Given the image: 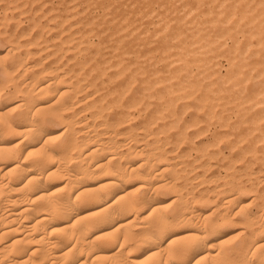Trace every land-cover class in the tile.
<instances>
[{
  "label": "bare ground",
  "instance_id": "obj_1",
  "mask_svg": "<svg viewBox=\"0 0 264 264\" xmlns=\"http://www.w3.org/2000/svg\"><path fill=\"white\" fill-rule=\"evenodd\" d=\"M1 1L2 0H0V2ZM25 1H27V0H25ZM63 1L65 2V0H63ZM154 1H156V0H153V2ZM162 1H164V0H162ZM182 1H184V0H182ZM182 1H180V3ZM186 1L188 2V0H186ZM64 2H63V4H64ZM79 2H80V0H79ZM84 2H85V0H84ZM96 2H97V0H96ZM118 2H120V1H118ZM125 2L127 3L126 0H125ZM249 2H250V0H249ZM252 2H253V0L250 2L251 5H248L247 0L231 1L229 4L220 5L221 10H219L215 13H214L213 6L208 7V10L202 11L201 17L203 16L205 18L204 21H206L208 24L209 23L213 24L215 27L214 29H218L219 27H220V29H223L222 27H224L223 26L224 24L225 25L230 24V26H231V24H234V27L237 24L236 27H238V26H240L241 28L243 26L246 27V29L243 27L245 30L242 28L244 31H242V33H241L242 35H241L240 39L237 37L233 38L234 42L237 43V45H239V43H240V45H242L241 43H243L245 48H250V47L257 48L253 52H251V54H254L257 56L262 55V54L264 55V0H255L253 3ZM7 3H8V0H7ZM14 3H15V1H14ZM32 3H34V2L32 1ZM98 3H99V1H98ZM134 3H136V1ZM139 3H141V2H139ZM148 3H150V2H148ZM185 3L186 2H184V4ZM190 3H192V2L190 1ZM205 3H208V2H205ZM225 3H227V2H225ZM44 4L46 5L47 3L45 2ZM44 4H42V7L45 6ZM81 4H83V3H81ZM90 4H89V6H90ZM100 4H102V3H100ZM150 4H147V5H150ZM177 4H179V2ZM28 5H29V3H28ZM50 5H52V4H50ZM66 5L67 4H65V6ZM69 5H71V4H69ZM84 5H85V3H84ZM99 5H96V7ZM156 5H154V6H156ZM11 6H13V5H11ZM11 6H10V8H11ZM121 6H119V7H121ZM42 7H40V8H42ZM52 7L53 6H51L50 8H52ZM70 7H68V8H70ZM73 7L75 8V6H73ZM115 7L116 6H114L112 8L115 9ZM127 7H128V4H127ZM168 7L170 8V6H168ZM176 7H175V9H176ZM206 7H207V5L205 6V8ZM28 8H29V6H28ZM81 8H82V6L80 7V10H81ZM101 8H102V6H101ZM144 8H145V6H144ZM180 8L182 9L181 5H180ZM193 8H195V7H193ZM200 8H202V7H200ZM15 9H18V8H15ZM15 9L12 8L13 11ZM5 10H7V9H4V11ZM47 10L49 11V9H47ZM59 10H61V9H59ZM72 10H74V9L72 8ZM127 10L129 11V7ZM136 10H138V8ZM187 10L184 12H187ZM61 11H63V10H61ZM84 11H82V12H84ZM146 11L148 12V10H146ZM161 11H158V14H159V12L162 13ZM168 11H169V9H168ZM179 11H181V10H179ZM28 12L29 11L27 10V13ZM50 12H52V11L50 10ZM188 12L191 14V6L190 5H189V11ZM193 12H195V11H193ZM21 13H19L21 16L27 14L25 11H24V14H23V12H21ZM42 13H43V11H42ZM56 13H55V15H56ZM117 13L120 14L121 12L118 11ZM125 13H127V12H125ZM133 13H134V10H133ZM133 13H132V15H135ZM175 13H176V11H175ZM238 13H240V14L237 16L236 14H238ZM16 14H18V13H16ZM39 14H41V13H39ZM63 14H64V11H63ZM78 14H80V13L78 12ZM103 14H105V12ZM128 14H129V12H128ZM185 14H187V13H185ZM58 15H60V14H58ZM65 15H67V14H65ZM82 15H83V13H82ZM82 15H81V17H82ZM92 15H94V14L92 13ZM111 15H112V13H111ZM136 15H138V13H136ZM193 15H192L193 17L190 16V18L192 17L191 21L193 22V24H196V22L198 20L197 17L200 15L199 14H196V15L193 14ZM221 15H223L224 18H221ZM37 16H38V18H40L39 15H37ZM48 16H51V15H48ZM142 16H144V15H142ZM169 16H170V14L168 15V17ZM28 17H29V15H28ZM30 17L32 18L33 16H30ZM35 17L36 16H34V18ZM77 17H79V16H77ZM96 17H98V16H96ZM103 17H105V16H103ZM115 17H117V16H115ZM133 17H132V19H134ZM140 17H141V15H140ZM183 17H184V15H183ZM31 18H29V19H31ZM63 18H61V19H63ZM65 18L67 19V17H65ZM69 18H71V17H69ZM113 18L114 17H112V19ZM149 18H151V17H149ZM160 18H162V17H160ZM9 19L6 21H9V23H10V20H12V19H10V20ZM46 19H47V17H46ZM52 19L49 20L50 23H52L51 22V21H53ZM102 19H104V18H102ZM128 19H130V18H128ZM178 19L180 21V18H178ZM0 20H4V19H0ZM79 20H81V19H79ZM153 20H155V19H153ZM21 21H23V20H21ZM24 21H26V20H24ZM98 21H99V19L97 20V22ZM105 21H107V20H105ZM131 21L132 20L130 19V22ZM145 21H147V20H144V23H146ZM179 21L177 19H175L174 23L170 22L171 24H169V22H165L164 24H165V26H170L172 28L174 27L177 30V28H178L177 26H179V28L182 27L181 25H178ZM103 22H101V23H103ZM121 22H124V21H121ZM130 22H128V23L130 24ZM142 22H143V19H142ZM199 22H203V21H199ZM4 23H7V22L4 21ZM98 23H100V22H98ZM98 23L96 26L99 25ZM111 23H113V22H111ZM133 23H135V22L133 21ZM187 23H188V20H187ZM187 23H186V25H188ZM77 24L79 25V22ZM124 24H125V22H124ZM131 24H132V22H131ZM200 24H201V26H206V25H202V23H200ZM21 25H22V23H21ZM74 25H76V24H74ZM88 25H90V24H88ZM108 25H110V24H108ZM117 25H119V24H117ZM148 25L145 27H148ZM1 26L2 25H0V27ZM18 26H20V25H18ZM71 26H72V28L74 27L73 25H71ZM85 26H87V24ZM159 26L161 27V25H159ZM162 26H163V24H162ZM38 27H39V25H38ZM44 27L46 28V26H44ZM44 27L42 28V30L45 29ZM114 27L115 28L113 30V35L109 34L111 32L107 33L110 36L115 35L113 38H115L117 41V43H115L116 44L115 47L112 45L114 47V49H113L114 55H112L109 58V60L106 61L107 58H105L102 61L101 60L97 61V59H96L97 62L94 61V63H92V65H89L88 69H87V65L85 63H82L79 65L78 61H77L76 63L78 65H77L76 71L74 73V76H75V79H74V76L71 75V72H70L71 70L69 72L62 71V69L59 66H57V64L60 62V60L58 59L59 62L56 60L57 64L54 63V64H56L55 66L53 65V66L42 67L41 70L37 71L36 74L31 75L32 77L29 79V81H27V82L25 81L24 84H21L23 86H21L20 88L18 87L19 89L16 88L14 92H15V94H18V99L16 101L13 100V101H15L14 103H12L11 105L6 106V107H3V105L0 104V264H161L162 261L164 262V264H169V254L167 252V249L171 245L172 241H177L176 247H180L181 245L179 242L182 241L183 239L191 237V236H199V241L196 244V246L194 247V249H192L188 252V254L184 257V259L185 260L191 259L193 256H195L197 259H199L201 257H205L207 264H215V262L220 258L217 255H215V253L220 250V245L223 244L225 242V240L229 241L227 237L232 236L233 234H234L233 237L238 236V235L240 236L239 240L234 245V248H235L234 258L236 260H239L241 262H245V264H248V262H251V264H264V185L260 184V183H264V176H257L256 172L254 173L252 171L253 169L250 170L248 168L250 166V164H249L250 162L247 160L248 159L247 155H249L250 157H252V159L254 158L259 164L264 162V155L259 154L258 151H256L255 142H254L255 139L252 138V126L260 123L261 119L259 117L255 116V114L253 113L254 110L252 112H249V114L253 113L254 116L250 117V119L248 121L249 123H251V125L248 123L249 126H247V129L245 127L243 130L246 129L250 135L246 134L245 132H243V134H241V131L239 132V129L238 130L235 129L237 131V132L235 131L236 133H232L234 131L233 130L231 132V134H229L230 132L219 134L220 132L217 130L219 133L214 136L213 141L210 140L211 144L207 143L208 145H206V146L203 145V147L201 146L202 148H200L196 151L195 157L193 155V160L192 159L189 160L188 159L189 154L186 151L181 150V148H180V145L185 142L184 140L186 138L189 139V137H187L186 131H184L183 129L182 130L180 129L181 127L179 126V124H180L179 117L177 116L178 113L176 114L174 106L178 103V101L184 100V103H185V100H187L190 102L188 103V105H184L183 108H185V109L193 108L191 110H194L193 111L194 113H195V111H197V112L201 111V114H202V112H205L209 107L213 106V104L209 105L211 103L209 97H211V96H208L207 92H205V93L200 92L201 90L199 91L198 87H196V85H194V83L191 82L192 80H189L188 78H186V76H185V78L187 80H183V75L180 73L182 72V70H184V67L187 64V61L183 57H181V55L176 56L177 58H174V59L171 58L172 59V60H170L171 63L178 65L176 67V69L178 68L179 73L177 74L174 70L175 73H173L172 75H170V73H168L170 76L169 75L167 76L164 74L161 75V73H159V71L157 69H155V67H154V69L153 68L150 69V67L147 68L146 66H145L146 69H142L141 67H137V66L135 67L134 65H133V67H130L128 65V62H127V60H128V49H132V51L133 50L136 51L135 49L132 48V46H133L132 44L134 41L132 42V44H130L131 48H128V44L127 45L124 44V42L125 43L128 42L125 40L126 37L124 38L123 37L124 35L119 34V32L122 33V30H124L125 28H127V30H128L129 25L125 24L124 26H119V27H116L114 25ZM210 27H212V25ZM9 28H10V26H9ZM33 28H34V26L31 27V31L33 30ZM129 28H131V27H129ZM231 28L230 27H224L223 31L221 30L222 33L218 32V36L219 37H224V36L229 37L231 34L234 35L235 32L231 33V32H233V31H231ZM16 29H18V27H16ZM20 29H18V30H20ZM39 29L41 30V28H39ZM52 29H55V28L53 27ZM78 29L79 28H77V31H78ZM103 29H105V28H103ZM164 29H166V28H164ZM202 29H204V28H202ZM234 29H236V28H234ZM40 30H38V31H40ZM92 30H93L92 27L87 28V31H92ZM153 30H154V28H153ZM169 30H170V28H169ZM169 30H167V31L169 32ZM206 30H208V29H206ZM57 31L60 32L59 30H57ZM64 31L66 32L67 30H64ZM87 31H85V32H87ZM177 31H179V30H177ZM45 32H46V30H45ZM67 32H69V31H67ZM128 32H130V31H128ZM128 32L126 34H128ZM131 32H132V30H131ZM140 32H139L140 33L139 35H141L143 32L146 33V30L143 29V32L142 31H140ZM153 32L155 33V31H153ZM171 32H169V33L171 34ZM175 32H173V36H174L173 39L175 37H178V35H179V33H177V32L175 33ZM185 32H188V31H185ZM205 32L207 35L208 34L207 31H205ZM213 32L215 33V31H213ZM29 33H31V32H29ZM29 33L27 30L25 34L27 36L28 35L30 36ZM48 33H49V31H48ZM52 33H55V32H52ZM82 33H81V35H82ZM99 33H101V31ZM169 33H168V35H169ZM174 33H175V35H174ZM200 33H201V31H200ZM3 34H5L4 31H3ZM23 34L22 35L20 34V35L24 36L25 34L24 35ZM33 34H31V35H33ZM62 34H64V32H61L60 37L63 36ZM20 35L17 38L14 37L17 40L13 41L11 43V47H9V49L6 48L7 52L5 51L6 52L5 55H10L11 56L10 59L12 58V56H14V53H16V51H18L21 47L27 49L29 45L31 46L32 42H30L29 40L21 43L18 39V38H20V39L22 38ZM26 35L24 37H26ZM43 35H44V33H43ZM73 35H74V33H73ZM84 35L85 34L83 33L81 38L84 39ZM149 35H150V33H149ZM164 35H165V33H164ZM7 36H5V37H7ZM57 36L58 37H55V38L59 39L60 38L59 35H57ZM64 36H63V38H64ZM135 36H136V34H135ZM185 36H187V35H185ZM52 37H53V35H52ZM88 37H90V36H88ZM106 37H107V35H106ZM130 37H132V36H130ZM150 37L152 38V36H150ZM33 38H34V36H33ZM36 38H34L33 40H35ZM93 38H94V36H93ZM137 38H138V35H137ZM147 38H145V39L147 40ZM158 38H160V37L158 36ZM86 39H84V40H86ZM162 39H164V38H162ZM173 39H172V41H173ZM183 39H185V38H183ZM183 39L181 41H183ZM37 40H40V39L37 38ZM46 40H48V39H46ZM105 40H106V38H105ZM130 40H129V43H130ZM140 40L141 39H139V41ZM204 40H207V37L202 36V34L201 35L199 34L193 41H191L189 43L190 46H195V45H199V46L198 47L195 46V47H197L195 49L185 51L186 54L194 56L195 54L201 53L198 51V48H201L203 53H205V51H208V50H206V47H207V49L211 48V44H213L214 41H208L207 43L205 42L206 43L205 44L203 42ZM223 40H224V38H223ZM31 41H32V38H31ZM168 41H169V39H168ZM168 41H166V42H168ZM158 42H160V41H158ZM162 42H164V41L162 40ZM59 43L62 45V49L64 50L65 53L73 52V54L79 53V51H80L79 48H80L81 44H83V43H80V41L78 40V36L77 37L76 36H69V37L64 38L62 41L59 39ZM137 43H139V42H137ZM171 43L172 42H170V44ZM161 44H163V43H161ZM166 44H163V46L161 47L162 52H165L168 50V47H166ZM98 45H99V43L96 46H98ZM218 45H216V46H218ZM32 46H33V43H32ZM56 46H58V45L56 44ZM102 46L104 47V44H102ZM149 46H151V45H149ZM232 46H234V44H232ZM232 46H230V47H232ZM1 47H2V45H1ZM3 47H4V45H3ZM5 47H4V49H5ZM41 47H42V50L40 52L37 51V53L38 52L41 53L42 51H44V48H45V50H46V48L52 49L53 46L48 47L45 43H44V45L42 43ZM84 47H86V46H84ZM145 47H143V48H145ZM214 47H215V45H214ZM223 47H225V46H223ZM226 47L224 49L225 51H227ZM100 48H98L97 50H99ZM152 48H154V47L152 46ZM152 48H150V49H152ZM182 48H184V47H182ZM189 48H191V47H189ZM90 49H91V47H90ZM92 49H93V47H92ZM137 49H138V46H137ZM212 49H210V50H212ZM216 49H217V47H216ZM236 49H237V47H236ZM109 50H111V49L109 48ZM93 51H91V52H93ZM99 51H101V50H99ZM129 51H131V50H129ZM145 51H146V49H145ZM174 51H177V50H174ZM219 51H220V48H219ZM219 51H217V53ZM222 51H223V49H222ZM229 51H231V50H229ZM229 51H228V56H229ZM5 52H3V55ZM24 52H25L26 56H28L31 53V51L29 49H27ZM147 52H149V51H147ZM60 53H61V51H60ZM87 53H88V51L86 52V54ZM170 53H171V51H170ZM211 53H214V52H211ZM238 53H239V50H238L237 54ZM242 53H244V52H242ZM44 54H46V53H44ZM54 54L55 53H53V55ZM206 54H208V53H206ZM33 55L37 56L38 54L35 55V52H34ZM78 55L79 54H77V56ZM168 55H166V56H168ZM222 55H224V54H222ZM233 55H235V54H233ZM0 56H2V55H0ZM49 56L50 57L45 56L46 59L44 57L40 56L39 62H41V64H42V61H44V59L47 60V58H51L52 55H49ZM60 56L62 57V55H60ZM129 56H131V55H129ZM132 56H134V55H132ZM140 56H142V54ZM151 56L154 57L152 55V53H151ZM155 56H156V54H155ZM203 56H205V55H203ZM225 56L226 55H224V57ZM29 57H31V56H29ZM61 57H59V58L61 59ZM159 57H160V55H159ZM159 57H157V58H159ZM163 57H165V56H163ZM207 57H209V56H207ZM251 57H252V59H254L253 55ZM15 58H16V60L12 65L7 64L9 66H6V65H4V63L2 64V62H0V73L5 76L6 81H8L9 83L12 82L14 79L12 77L11 73L12 74L16 73L15 71L19 67H20V69H22L21 67H23V60H24L25 56H23V58H21L18 55L17 57L15 56ZM27 58H25V59L27 60ZM130 58H132V57H130ZM133 58H132V60H133ZM36 59H35V61H37ZM216 60H219V58ZM262 60L259 62H262ZM0 61H2V60L0 59ZM144 61H141V62H144ZM155 61H153V63ZM201 61L203 62L202 59H195L194 62H197L200 65ZM229 61H232V64L230 65V67L233 66L234 61L233 60H229ZM239 61H241V60H238V62ZM246 61L245 60L243 61L244 64H246L245 63ZM39 62H38V64H40ZM71 62H73V61H71ZM130 62H132V61H129V63ZM157 62H159V61H157ZM202 62H201V64H202ZM209 62H211V61H209ZM10 63H12V62H10ZM25 63H26V61H25ZM61 63H63V61ZM197 63H195V64H197ZM218 63H220V62H218ZM212 64H211V66H212ZM240 64H242V63H240ZM32 65L36 67L37 64L36 65L32 64ZM25 66L28 67V65H25ZM148 66H150V65H148ZM165 66H167V65H165ZM218 66H220V65H218ZM27 67H25V68L30 69L29 67L28 68ZM30 67H32V66H30ZM62 67H64V66H62ZM159 67H160V65H159ZM159 67L157 66L156 68L159 69ZM230 67H229V69H230ZM166 68H168V67H166ZM254 68H258V67L256 66ZM67 69H68V67H67ZM106 69H112L114 71V74L112 73V71H111V73L114 75L117 83H116V85L114 84L115 86L113 88L107 89L106 95L101 96L100 94H97V88H94V91H93L92 87H95V86H93L94 84L85 83L84 81L86 80V77L85 78H83V77L86 76V74L87 75L89 74L91 76L92 75L97 76L99 74H102ZM212 69H214V67ZM237 69L239 70V68H237ZM259 69H260V67H259ZM36 70H38V69H36ZM163 70H165V69H163ZM186 70H188V69H186ZM190 70H191V68H190ZM221 70H222V68H221ZM226 70H227V68H226ZM238 70H237V73L239 72ZM22 71H26V70H21V72ZM235 71L236 70H234V72ZM257 71H259V70H257ZM18 72H19V69H18ZM241 72L244 73V75H245L244 71H241ZM24 73L25 72H23V74ZM208 73H207V76H208ZM221 73H219V74H221ZM230 73H232V71ZM255 73H256V70H255ZM21 74L22 73H20V75H17V76L20 77ZM47 74L50 75V76H48V78H44V79L38 78V76H40V75L46 76ZM257 74L264 75V69H261L259 71V73H257ZM197 75L199 76V74H197ZM188 76L189 75H187V77ZM252 76H254V75H252ZM200 77H203V76L200 75ZM256 77H258V76H256ZM213 78H215V77H213ZM18 79H20V78H18ZM102 79H103V77L101 78V80ZM115 79H113V80H115ZM192 79H194V78H192ZM206 79H207V77H206ZM208 79H209V77H208ZM240 80L241 79L239 78L238 81H240ZM106 81H108V80H106ZM195 81H197V80H195ZM209 81H207V82H209ZM262 81L260 80L259 83H261ZM91 82H92V80H91ZM99 82L97 83V85L99 84ZM219 82H222V81H219ZM9 83H8V85H9ZM103 84H104V82L101 81L100 85H103ZM208 84L209 83H207L206 86ZM219 84H221V83H219ZM229 84H230V82H229ZM231 84H233V83L231 82ZM255 84L258 85V82H256ZM261 84H263V83H261ZM100 85H98V86H100ZM234 85H235V83H234ZM250 85L251 84H249L248 86H250ZM221 86H222V84H221ZM227 86L225 85L226 89L229 88V85H227ZM251 86L252 87H250V88H253V90H254L253 84ZM238 87H240V86H238ZM207 88H210V86ZM102 89H104V88H102ZM205 89H204V91H205ZM235 89H237V88H235ZM248 89H249V87H248ZM206 90H209V89H206ZM213 90H214V87H213ZM261 90H262V87H261ZM261 90H259L256 93V96L263 93V91H261ZM6 91H8V90H6ZM223 91H225V90H223V89L222 90H215V92L218 96ZM242 91H243V89H242ZM229 93H230V91H229ZM249 93H246V94L249 96L251 93H253V91H251L250 94ZM226 94L227 93H225V95ZM246 94H244V95H246ZM50 95H54L53 98L49 99V101H47V102H43ZM233 95H234V93L232 94V96ZM212 97H214V95ZM240 98H244V96L243 97L240 96ZM192 100L195 101L193 106L189 105ZM231 100H232V97H231ZM233 101H227L226 103L225 102H223V103L224 104H230V105H233L235 107L238 103H235L236 101L235 102H233ZM214 102L215 101H213V103ZM240 102H242V100ZM217 104H219V103H217ZM251 104H252V102L250 104L248 103L247 104L248 107ZM259 104H261L260 100L256 101L254 103L255 106H258ZM177 105H179V104H177ZM114 106H117L118 108H117L115 113L111 114L110 111H112V109H114L113 108ZM213 108H212V110H213ZM222 108H225V107H221L220 109H222ZM230 108H232V107H230ZM250 108H252V107H250ZM261 108L262 107H260L259 109H261ZM208 110H210V109H208ZM255 110H257V109H255ZM230 111H231V109H230ZM135 112H137L136 115L143 116V118L141 120H139L137 123H135V121H134V117H135L134 113ZM178 112H179V110H178ZM231 112H233V111H231ZM242 112H244L243 109H242ZM163 113H166V114L164 115ZM215 113H217V112H215ZM228 113L229 112H227V114ZM240 113L241 112H239V114ZM255 113L257 114V112H255ZM231 114L233 115V113H231ZM258 114H259V112H258ZM189 115H191V114H189ZM215 115L216 114H214V116ZM236 116H238V114ZM199 118H200V116H199ZM208 118H207V120H208ZM246 118H243V119L245 120ZM239 119H240V116H239ZM239 119L237 118V121ZM185 120H191V119L185 118ZM244 120H242V123ZM247 120H248V118H247ZM206 121H204V122H206ZM222 122H220V123L223 124ZM56 123L57 124L59 123L62 125V128L60 130H57L56 128H53L51 126V125L54 126ZM242 123H240V125H242ZM181 124H182V122H181ZM183 124H185V123H183ZM198 124L199 123L195 122L194 119L192 121H190V126H194V125L196 126ZM232 124H233V121H232ZM262 124H261V126H262ZM185 125H187V124H185ZM229 125L230 124H228V126ZM240 125H238V126H240ZM50 126L52 128H50ZM182 126H184V125H182ZM223 126L225 127L226 124H223ZM256 126L253 128H257ZM258 130H259V128H258ZM189 131H191V130H189ZM263 131H264V129H263ZM198 132H199V130L196 131V133H198ZM223 132H224V130H223ZM215 133H217V132H214V134ZM209 134L211 135V133H209ZM212 134H213V132H212ZM258 134H255V135H258ZM196 136L197 135L194 136V139ZM231 136L235 137L236 140H235V138H233ZM197 137L199 138V135ZM203 137L204 136H202V139H203ZM204 138H206V137H204ZM207 138H208V136H207ZM230 138H232V139H230ZM251 138H252V140L254 139L253 140L254 143L251 141ZM255 138H256V136H255ZM261 138H264V135H261ZM194 139L191 138V141H194ZM233 139L235 141V144L233 143V141H231ZM249 139H250V141H248ZM199 141H201V140H199ZM205 141L210 142L208 140H205ZM222 142H225L227 144L228 148H230L231 150H232V148H234L236 146L238 147L239 146L238 143H240V142H243V143L246 142L247 143V144L244 143L246 145V152L245 153L244 152H240V153L237 152L236 153V151H238V150L234 149L235 150L234 153H236V155L234 154L233 157L230 158L228 155H230L233 152L229 151L230 154H227V157H229V159L227 161H225L226 163L223 165V167L225 169V179L226 178L228 179V176H231V175H227V173H228V171L233 169V164L236 162L240 163V167L242 165V167L244 168L245 176L247 177V178L246 177H243V178L247 179L246 181L249 183V185H245L246 183L242 184L241 181L237 182V180H234V179H231V180H224L223 179L222 180L223 182L220 183L218 181L219 175L211 174V173H213V171L210 172L211 176H209L208 178L201 175L202 173H200V172H199L200 174H194V172H196L200 168L202 169L205 167L206 168L210 167V161H204V158L205 159L209 158L206 160H210L211 158H213V156L214 157L218 156L217 155L218 153L216 151H214L215 148L214 149L212 148L211 149L212 151L209 149H210V147H212L213 144L216 146ZM197 143H199V142H197ZM262 144L263 143H261V145ZM182 145H184V144H182ZM195 145H193L192 143L190 145V143L188 142L187 147H192ZM199 147H200V145H199ZM221 147H222V145H221ZM182 148L184 149L185 147L183 146ZM219 149H217V150H219ZM258 149H259V146H258ZM263 149H260V150H263ZM226 152H227V150H226ZM223 155H221V156H223ZM217 159H219V158H217ZM221 159H222V157H221ZM221 159H220V161H221ZM255 160L253 162H255ZM214 162H216V161H214ZM212 164H214V163H212ZM220 164H222V163H220ZM214 169L216 170L217 167H215ZM202 170H205V169H202ZM258 170H259L258 174L259 173L264 174V170L262 168H259ZM188 173L194 174V180L195 181L197 180L199 182L200 186H202L201 184H203V186H204V183L207 182V183H211L212 187L210 189H205V191H203V193L200 192L201 193L200 195L197 193L198 196H196V197L195 196L189 197V194L187 192L185 193L183 191V188L180 186L181 184L180 185L177 184L178 183L177 180H179L178 178L180 177V174L181 175L184 174V176L186 174V176H187ZM206 173H207V171H206ZM238 173L239 172L237 171V174ZM218 174H220V173H218ZM233 174H234V172H233ZM234 175H236V172ZM251 175H253V176H251ZM223 176H224V174H223ZM181 178H184V177L181 176ZM183 181L184 180H182V182ZM180 182H181V180L179 181V183ZM184 182H187V181H184ZM259 187H260V189H259ZM246 192H253L252 198L250 200H247V201H249V203L247 201L245 202V200L243 199V196H244L243 194H245ZM160 193H162V194L163 193H170L171 197L169 198V196H167L169 199L164 200L163 198H161L159 196ZM211 193H213L214 195L211 196ZM164 195L165 194H163L162 196H164ZM249 195H247V197ZM245 196H246V194H245ZM218 197H220V200H218V201H220V203L218 204L219 206L218 205H216V206H218V207L226 206L227 207L229 205H233V209L228 210L230 212V214L223 211V212H220L219 214H217L218 216H216L217 217L216 219L214 218V216H213L214 219H212L210 213L214 212L217 208L213 209L212 212L209 211V214H205L201 211H198L195 207L197 204L205 205L208 201L213 200L214 198L218 199ZM251 204L254 205L253 211L250 209V206L252 207ZM203 208H206V207L203 206ZM151 215H154L156 217V221L163 226L162 229H154V228H149L146 226L148 224V217ZM234 218H236V219H234ZM235 224H237L238 227L235 226L232 230L230 229V231L227 234L225 232L223 233L221 231L222 228L232 226ZM230 240H231V238H230Z\"/></svg>",
  "mask_w": 264,
  "mask_h": 264
},
{
  "label": "rangeland",
  "instance_id": "obj_2",
  "mask_svg": "<svg viewBox=\"0 0 264 264\" xmlns=\"http://www.w3.org/2000/svg\"><path fill=\"white\" fill-rule=\"evenodd\" d=\"M14 1H15V3H14ZM20 1V2H19ZM32 1L34 2V3H32ZM52 1V2H51ZM58 1V2H57ZM98 1H99V3H98ZM101 1V2H100ZM118 1H120V2H118ZM124 1V2H123ZM127 1V3L125 2V0H97V2H96V0H85V2H84V0H80V2H79V0H65V2L63 1V0H27V1H25V0H8V3H7V0H2L1 2H0V19H4V20H0V25H2L1 27H0V44L2 45V47H1V45H0V55H2V56H0V59L2 60V61H0V62H2V64L4 63V65H6V66H9V65H12L14 62H15V60H16V58H15V56L17 57L18 55H19V57H21V58H23V56H25V58H27V60L24 58V60L26 61V63H25V61L23 60V67H21L22 69H20V67L18 68L19 69V72H18V69L15 71L16 73H14V74H12L11 73V75H12V77L14 78L13 79V81L12 82H8V81H6V78H5V76L3 75V74H1L0 73V91L2 92H0V104L1 105H3V107H6V106H9V105H11L12 103H14L17 99H18V94H15V89L16 88H20L21 86H23V85H21V84H24V82L26 81H29V79L32 77L31 75H33V74H36L37 73V71H39V70H41V68L42 67H46V66H55L57 63V61H58V59L60 60V62L57 64V66H59L61 69H62V71H67V72H69L70 70V72H71V75L72 76H74V73H75V71H76V68H77V65L79 64H82V63H85L86 65H87V69H88V67H89V65H92V63H94V61H96V59H97V61H99V60H104L105 58H107L106 59V61L107 60H109V58L112 56V55H114L113 53H114V51H113V49H114V47H115V43H117V41H116V39L115 38H113L114 36H110V35H108L107 33H109V32H111V33H109V34H111V35H113V30H114V25L116 26V27H119V26H124L125 24H128L129 25V27H131V28H129L128 27V30H127V28H125L124 30H122V33L121 32H119V34L120 35H124L123 37L125 38V40L126 41H128V42H124V44H128V48H131V45L130 44H132V42H133V46H132V48L133 49H135L136 51H132V49H128V60H127V62H128V65L130 66V67H133V65L136 67H141L142 69H146L145 68V66L147 67V68H149L150 67V69L151 68H153L154 69V67H155V69H157L158 71H159V73H161V75H169L168 73H170V75H172L173 73H179V71H178V68L176 69V67L178 66L177 64H174V63H171V61L170 60H172V59H174V58H177L176 56H179V55H181V57H183L186 61H187V64H186V66L184 67V70H182V72L180 73V74H182L183 75V80H187L186 78H188L189 80H192L191 82L192 83H194V85H196V87H198V89H199V91L200 92H203V93H205V92H207V94H208V96H211V97H209L210 98V104L209 105H212L213 104V106L212 107H209L208 109H210V110H206L205 112H202V114H201V111H199V112H197V111H195V113L193 112L194 110H191V109H193V108H188V109H185V108H183V106L184 105H188V103L190 102V101H187V100H185V103H184V100H182V101H178V103L177 104H179V105H175L174 106V109H175V111H176V114L178 113V117H179V122H180V124H179V126L181 127H179L181 130L183 129L184 131H186V133H187V137H189V139H185L184 141V143H182V144H184V145H180V148H181V150H183V151H186L188 154H189V157H188V159L190 160V159H192L193 160V155H194V157H195V154H196V151L198 150V149H200V148H202L203 147V145L204 146H206V145H208V144H211V141H213V138H214V136L215 135H217L219 132V134H221V133H229V134H231V132L232 133H236L237 131L236 130H238L239 129V132L241 131V134H243V132H245L246 134H249V132L246 130L247 129V126H249L248 125V121H249V119H250V117H253L254 116V114H255V116H257V117H259L260 119H261V124L264 122V75H259V74H257V73H259V71L261 70V69H264V55L262 56V55H254V54H251V52H253L255 49H257V48H255V47H250V48H245L244 47V44L243 43H241L242 45H240V43H239V45H237V43H235L234 42V39L233 38H241V33H242V31H244L245 29H246V27H240V26H238V27H236L237 26V24L235 25V27H234V24H231V26H230V24H224L223 26L224 27H232L231 28V31H233V32H231V33H234V35L233 34H231L229 37L228 36H224V37H219L218 36V32H220V33H222V31H223V29H224V27H222L223 29H220V27L218 28V29H214L215 27H214V25L213 24H208L206 21H204L205 20V18L203 17H201V15H202V11H206V10H208V7H212L213 6V8H214V13L215 12H217V11H219V10H221V8H220V5H223V4H229L231 1H237V0H188V2L186 1V0H184V1H182V0H164V1H162V0H156V1H154L153 2V0H126ZM136 1V3H134ZM161 3H160V2ZM172 1V2H171ZM180 1H182L181 3H180ZM190 1L192 2V3H190ZM194 1V2H193ZM214 1V2H213ZM252 0H250V2H251ZM255 0H253V2H254ZM43 2V3H42ZM47 3L46 5L44 4V3ZM54 2V3H53ZM63 2H64V4H63ZM76 4H75V3ZM78 2V3H77ZM87 2V3H86ZM93 2V3H92ZM109 2V3H108ZM113 2V3H112ZM123 2V3H122ZM132 2V3H131ZM139 2H141V3H138ZM148 2H150V3H148ZM171 2V3H170ZM179 2V4H177ZM184 2H186L185 4H184ZM203 2V3H202ZM205 2H208V3H205ZM219 2V3H218ZM225 2H227V3H225ZM247 2H248V5H251V3L249 2V0H247ZM252 2V3H253ZM18 3V4H17ZM28 3H29V5H28ZM31 3V4H30ZM37 3V4H36ZM62 3V4H61ZM81 3H83V4H81ZM84 3H85V5H84ZM91 3V4H90ZM98 3V4H97ZM100 3H102V4H100ZM106 3V4H105ZM108 3V4H107ZM111 3V4H110ZM118 3V4H117ZM120 3V4H119ZM130 3V4H129ZM166 3V4H165ZM168 3V4H167ZM174 3V4H173ZM176 3V4H175ZM189 3V4H188ZM200 3V4H199ZM2 4V5H1ZM5 4V5H4ZM42 4H44L45 6H43L42 7ZM50 4H52V5H50ZM65 4H67L66 6H65ZM69 4H71V5H69ZM81 4V5H80ZM89 4H90V6H89ZM102 6V8H101V6ZM123 4V5H122ZM127 4H128V7H129V11L127 10L128 9V7H127ZM143 4V5H142ZM147 4H150V5H147ZM157 4V5H156ZM159 4V5H158ZM198 4V5H197ZM210 4V5H209ZM218 4V5H217ZM4 5V6H3ZM11 5H13V6H11ZM29 6V8H28V6ZM60 5V6H59ZM78 5V6H77ZM87 5V6H86ZM95 5V6H94ZM96 5H99V6H97L96 7ZM108 5V6H107ZM122 5V6H121ZM135 5V6H134ZM138 5V6H137ZM154 5H156V6H154ZM166 7H164V6ZM170 6V8L168 7V6ZM179 5V6H178ZM180 5H181V7H182V9L180 8ZM183 5V6H182ZM187 5V6H186ZM189 5L191 6V14L188 12L189 11ZM201 5V6H200ZM207 5V9L205 8V6ZM10 6H11V8H10ZM33 6V7H32ZM51 6H53L52 8H50ZM63 6V7H62ZM71 6V7H70ZM73 6H75V8L73 7ZM77 6V7H76ZM82 6V8H81V10H80V7ZM86 6V7H85ZM92 6V7H91ZM114 6H116L115 7V9H113L112 7H114ZM119 6H121V7H119ZM132 6V7H131ZM134 6V7H133ZM144 6H145V8H144ZM148 6V7H147ZM151 6V7H150ZM154 6V7H153ZM178 8H177V7ZM215 6V7H214ZM219 6V7H218ZM247 6V5H246ZM35 7V8H34ZM40 7H42V8H40ZM48 7V8H47ZM60 7V8H59ZM68 7H70V8H68ZM84 7V8H83ZM125 7V8H124ZM142 7V8H141ZM156 7V8H155ZM158 7V8H157ZM160 7V8H159ZM175 7H176V9L178 10H181V11H177L176 9H175ZM187 7V8H186ZM193 7H195V8H193ZM197 7V8H196ZM200 7H202V8H200ZM12 8H18V9H15L14 11L12 10ZM28 8V9H27ZM49 9V11L47 10V9ZM65 8V9H64ZM67 8V9H66ZM72 8L74 9V10H72ZM87 8V9H86ZM93 8V9H92ZM95 8V9H94ZM107 8V9H106ZM110 8V9H109ZM122 8V9H121ZM138 8V10H136ZM153 10H152V9ZM205 8V9H204ZM218 8V9H217ZM4 9H7V10H5L4 11ZM9 9V10H8ZM22 9V10H21ZM25 9V10H24ZM33 9V10H32ZM46 9V10H45ZM59 9H61V10H63L64 11V14H63V11H61V10H59ZM113 9V10H112ZM120 11L121 13V15L119 14V13H117L118 11ZM151 9V10H150ZM163 9V10H162ZM168 9H169V11H168ZM172 9V10H171ZM188 9V10H187ZM199 9V10H198ZM27 10L29 11L28 13H27ZM45 10V11H44ZM50 10L52 11V12H50ZM67 10V11H66ZM85 10V11H84ZM88 10V11H87ZM114 12H112V11ZM133 10H134V13H133ZM146 10H148V12L146 11ZM150 10V11H149ZM162 10V11H161ZM187 10V12H184V11H186ZM18 11V12H17ZM24 11L27 13V14H25V15H20L19 13H21V12H23V14H24ZM37 11V12H36ZM39 11V12H38ZM42 11H43V13H42ZM73 11V12H72ZM82 11H84V12H82ZM107 11V12H106ZM136 11V12H135ZM153 11V12H152ZM158 11H161L162 13H160L159 12V14H158ZM165 11V12H164ZM167 11V12H166ZM175 11H176V13H175ZM193 11H195V12H193ZM198 11V12H197ZM14 12V13H13ZM34 14H33V13ZM56 13V15H55V13ZM59 12V13H58ZM75 12V13H74ZM78 12L80 13V14H78ZM86 12V13H85ZM90 12V13H89ZM100 12V13H99ZM105 12V14H103ZM112 13V15H111V13ZM125 12H127V13H125ZM128 12H129V14H128ZM143 12V13H142ZM16 13H18V14H16ZM39 13H41V14H39ZM46 13V14H45ZM70 13V14H69ZM82 13H83V15H82ZM92 13L94 14V15H92ZM98 15H97V14ZM117 15H116V14ZM132 13L133 14H135V15H132ZM136 13H138V15H136ZM155 13V14H154ZM168 13V14H167ZM180 13V14H179ZM184 13V14H183ZM185 13H187V14H185ZM22 14V13H21ZM44 14V15H43ZM58 14H60V15H58ZM65 14H67V15H65ZM103 14V15H102ZM158 14V15H157ZM165 14V15H164ZM170 14V16L168 17V15ZM175 14V15H174ZM179 14V15H178ZM193 14H199L200 16H198L197 17V22H196V24H193V22L191 21V18L194 16ZM240 13H238V14H236L237 16L239 15ZM4 15V16H3ZM10 15V16H9ZM28 15H29V17H28ZM37 15H39V17L40 18H38V16ZM48 15H51V16H48ZM53 15V16H52ZM65 15V16H64ZM81 15H82V17H81ZM114 15V16H113ZM125 15V16H124ZM140 15H141V17H140ZM142 15H144V16H142ZM183 15H184V17H183ZM193 15V16H192ZM28 18H26V17ZM30 16H33L32 18L30 17ZM34 16H36L35 18H34ZM77 16H79V17H77ZM96 16H98V17H96ZM103 16H105V17H103ZM115 16H117V17H115ZM127 16V17H126ZM134 16V17H133ZM155 16V17H154ZM164 16V17H163ZM174 18H173V17ZM179 16V17H178ZM190 16H192L191 18H190ZM46 17H47V19H46ZM64 17V18H63ZM65 17H67V19L65 18ZM69 17H71V18H69ZM107 17V18H106ZM112 17H114L113 19H112ZM122 17V18H121ZM124 17V18H123ZM132 17L134 18V19H132ZM144 17V18H143ZM149 17H151V18H149ZM154 17V18H153ZM160 17H162V18H160ZM12 19V20H10V19ZM15 18V19H14ZM19 18V19H18ZM29 18H31V19H29ZM49 18V19H48ZM53 18V19H52ZM61 18H63V19H61ZM76 18V19H75ZM81 19V20H79V19ZM86 18V19H85ZM102 18H104V19H102ZM117 18V19H116ZM119 18V19H118ZM128 18H130L132 21V24H131V22H130V19H128ZM141 18V19H140ZM173 18V19H172ZM178 18H180V21H179V19ZM183 18V19H182ZM221 18H224V16L223 15H221ZM10 20V23H9V21H6V20ZM17 19V20H16ZM38 19V20H37ZM46 19V20H45ZM53 20V21H51L52 23H50L49 22V20ZM55 19V20H54ZM62 21H61V20ZM99 19V21L98 22H100V23H98L97 22V20ZM111 19V20H110ZM122 19V20H121ZM128 19V20H127ZM136 19V20H135ZM141 21H140V20ZM142 19H143V22H142ZM153 19H155V20H153ZM175 19H177L179 22H178V25H181L182 27H180L179 28V26H177L178 28H177V30H179V31H177L176 30V28H172V27H170V26H165V22H169V24H171L170 22H172V23H174V20ZM185 19V20H184ZM190 19V20H189ZM200 19V20H199ZM21 20H23V21H21ZM24 20H26V21H24ZM32 20V21H31ZM35 20V21H34ZM37 20V21H36ZM48 20V21H47ZM57 20V21H56ZM64 20V21H63ZM76 20V21H75ZM88 20V21H87ZM91 20V21H90ZM105 20H107V21H105ZM120 20V21H119ZM144 20H147V21H145L146 23H144ZM160 20V21H159ZM166 20V21H165ZM170 20V21H169ZM187 20H188V23H187ZM4 21L5 22H7V23H4ZM16 23H15V22ZM18 21V22H17ZM34 21V22H33ZM55 21V22H54ZM61 21V22H60ZM72 21V22H71ZM104 21V22H103ZM109 21V22H108ZM121 21H124L125 22V24H124V22H121ZM133 21L135 22V23H133ZM154 21V22H153ZM157 21V22H156ZM199 21H203V22H199ZM25 24H24V23ZM29 22V23H28ZM32 22V23H31ZM79 22V25L77 24ZM99 24L98 26H96L97 25V23ZM101 22H103V23H101ZM111 22H113V23H111ZM116 24H115V23ZM128 22H130V24L128 23ZM150 22V23H149ZM14 25H12V24ZM21 23H22V25H21ZM35 23V24H34ZM41 23V24H40ZM57 25H56V24ZM66 23V24H65ZM69 23V24H68ZM94 23V24H93ZM105 23V24H104ZM144 23V24H143ZM153 23V24H152ZM156 23V24H155ZM185 25H184V24ZM186 23L188 24V25H186ZM200 23H202V25H206V26H201V24ZM7 24V25H6ZM27 24V25H26ZM33 24V25H32ZM74 24H76V25H74ZM87 24V26H85V25ZM88 24H90V25H88ZM108 24H110V25H108ZM113 24V25H112ZM117 24H119V25H117ZM149 24V25H148ZM162 24H163V26H162ZM193 24V25H192ZM18 25H20V26H18ZM38 25H39V27H38ZM51 25V26H50ZM59 25V26H58ZM71 25H73L74 27V29L72 28V26ZM84 27H83V26ZM93 25V26H92ZM106 25V26H105ZM138 25V26H137ZM144 25V26H143ZM148 25V27H145V26H147ZM159 25H161V27L159 26ZM192 25V26H191ZM212 25V27H210ZM9 26H10V28H9ZM18 27V29H20V30H18V29H16V27ZM28 28H27V27ZM34 26V28H33V30L31 31V27H33ZM44 26H46V28L44 27ZM61 26V27H60ZM65 26V27H64ZM71 26V27H70ZM103 26V27H102ZM108 26V27H107ZM137 26V27H136ZM143 26V27H142ZM165 26V27H164ZM184 26V27H183ZM199 26V27H198ZM208 26V27H207ZM3 27V28H2ZM13 27V28H12ZM45 28L44 30H42V28ZM55 28V29H52V28ZM82 27V28H81ZM88 27H92L93 28V30L92 31H87V28ZM111 27V28H110ZM136 27V28H135ZM186 27V28H185ZM199 29H198V28ZM8 28V29H7ZM39 28H41V30L39 29ZM52 30H51V29ZM66 28V29H65ZM71 28V29H70ZM77 28H79L78 29V31H77ZM84 28V29H83ZM103 28H105V29H103ZM133 28V29H132ZM152 28V29H151ZM153 28H154V30H153ZM164 28H166V29H164ZM169 28H170V30L172 31H170L169 30ZM202 28H204V29H202ZM210 29L209 31L208 30H206V29ZM213 28V29H212ZM234 28H236V29H234ZM240 28V29H239ZM2 29V30H1ZM14 29V30H13ZM86 29V30H85ZM143 29L144 30H146V33L145 32H143ZM150 29V30H149ZM158 29V30H157ZM183 29V30H182ZM185 29V30H184ZM13 30V31H12ZM28 30V33L29 32H31V33H29L30 34V36L28 37L25 33H26V31ZM36 30V31H35ZM38 30H40V31H38ZM45 30H46V32H45ZM55 30V31H54ZM57 30H59L60 32H58ZM64 30H67V31H69V32H65ZM83 30V31H82ZM105 30V31H104ZM110 30V31H109ZM131 30H132V32H131ZM139 30V31H138ZM167 30H169V32H171V34L169 33V35H168V33L166 32ZM222 30V31H221ZM239 30V31H238ZM3 31H4V33L5 34H3ZM12 31V32H11ZM48 31H49V33H48ZM85 31H87V32H85ZM95 31V32H94ZM98 33H97V32ZM101 31V33H99ZM128 31H130V32H128ZM140 31H142L143 33L141 34V35H139L141 32ZM150 31V32H149ZM153 31H155V33L153 32ZM165 31V32H164ZM177 32V33H179V35H178V37H175L174 39H173V32ZM182 31V32H181ZM185 31H188V32H185ZM190 31V32H189ZM195 31V32H194ZM200 31H201V33H200ZM205 31H207V33L210 35H206V32ZM213 31H215V33L213 32ZM35 32V33H34ZM42 32V33H41ZM52 32H55V33H52ZM61 32H64V34H62L63 36H64V38H66V37H69V36H78V40L80 41V43H83V44H81V46H80V51H79V53H74L73 54V52H67V53H65L64 52V50L62 49V45L59 43V39L62 41L64 38H63V36L62 37H60V34H61ZM85 34L84 35V39H86V40H84L83 38H81V36L83 35V33ZM128 32V34H126ZM140 32V33H139ZM175 32V33H176ZM184 32V33H183ZM10 33V34H9ZM26 35V37H24L25 35ZM34 33V34H33ZM37 33V34H36ZM43 33H44V35H43ZM68 33V34H67ZM73 33H74V35H73ZM81 33H82V35H81ZM106 33V34H105ZM149 33H150V35H149ZM152 33V34H151ZM164 33H165V35H164ZM175 33H174V35H175ZM190 33V34H189ZM211 33V34H210ZM240 33V34H239ZM23 34L24 36H21V35ZM31 34H33V35H31ZM50 34V35H49ZM78 34V35H77ZM93 34V35H92ZM99 34V35H98ZM103 34V35H102ZM126 34V35H125ZM135 34H136V36H135ZM201 35L202 34V36H205V37H207V40H204L203 42L205 43H207L208 41H214L213 42V44H211V48H208L207 49V47H206V50H208V51H205V53H203L202 52V50H201V48H198V51L199 52H201V53H198V54H195L194 56L193 55H188V54H186V52L185 51H188V50H191V49H195V48H197L199 45H195V46H197V47H195V46H190L189 45V43L191 42V41H193L198 35ZM205 34V35H204ZM237 34V35H236ZM8 35V36H7ZM21 36L22 38L20 39V38H18L19 39V41L22 43V42H26V41H30V42H32L33 43V46H32V43H31V46L29 47L28 46V48L27 49H29L30 51H31V53L28 55V56H26L25 55V52L24 51H26L27 49H25V48H23V47H21L18 51H16V53H14V56H12V58L10 59V55H5L6 54V52H7V50H6V48H8L9 49V47H11V43L13 42V41H16L17 39V37L18 36ZM52 35H53V37H52ZM57 35H59V39H57V38H55V37H58ZM96 35V36H95ZM101 35V36H100ZM106 35H107V37H106ZM134 35V36H133ZM137 35H138V38H137ZM143 35V36H142ZM145 35V36H144ZM163 35V36H162ZM167 35V36H166ZM184 35V36H183ZM185 35H187V36H185ZM214 35V36H213ZM220 35V34H219ZM5 36H7V37H5ZM33 36H34V38H38V39H40V40H37V38L35 39V40H33L34 38H33ZM40 36V37H39ZM51 36V37H50ZM88 36H90V37H88ZM93 36H94V38H93ZM130 36H132V37H130ZM148 38H147V37ZM150 36H152V38L150 37ZM158 36L160 37V38H158ZM165 36V37H164ZM14 37H16V38H14ZM43 37V38H42ZM45 37V38H44ZM86 37V38H85ZM99 37V38H98ZM110 37V38H109ZM145 37V38H147V40L145 41L143 38ZM164 38V39H162V38ZM169 37V38H168ZM171 37V38H170ZM180 37V38H179ZM188 37V38H187ZM210 37V38H209ZM228 37V38H227ZM24 38V39H23ZM31 38H32V41H31ZM89 38V39H88ZM101 38V39H100ZM105 38H106V40H105ZM137 38V39H136ZM166 38V39H165ZM183 38H185V39H183ZM215 38V39H214ZM218 38V39H217ZM223 38H224V40H223ZM226 38V39H225ZM15 39V40H14ZM46 39H48V40H46ZM52 39V40H51ZM100 39V40H99ZM109 39V40H108ZM111 39V40H110ZM128 39V40H127ZM131 39V40H130ZM139 39H141L140 41H139ZM149 39V40H148ZM158 39V40H157ZM168 39H169V41L170 42H172L171 44H170V42L168 41ZM171 39V40H170ZM172 39H173V41H172ZM179 39V40H178ZM183 39V41H181ZM210 39V40H209ZM213 39V40H212ZM231 39V40H230ZM43 40V41H42ZM45 40V41H44ZM94 40V41H93ZM99 40V41H98ZM105 40V41H104ZM129 40H130V43H129ZM138 40V41H137ZM162 40L165 42H162ZM188 40V41H187ZM227 40V41H226ZM42 41V42H41ZM82 41V42H81ZM103 41V42H102ZM109 43H108V42ZM115 41V42H114ZM143 41V42H142ZM151 41V42H150ZM158 41H160V42H158ZM166 41H168V42H166ZM223 41V42H222ZM226 43H225V42ZM29 42V43H30ZM49 44H48V43ZM53 44H52V43ZM97 42V43H96ZM137 42H139V43H137ZM145 42V43H144ZM177 42V43H176ZM221 42V43H220ZM232 42V43H231ZM43 43V45H44V43L48 46V47H51V46H53L52 47V49L51 48H46V50H45V48H44V51H42L41 53H39L41 50H42V47H41V44ZM59 43V44H58ZM95 43V44H94ZM99 43V47L98 46H96L97 44ZM143 43V44H142ZM161 43H163V44H166V47H168V50L167 51H165V52H162L161 51V47L163 46V44H161ZM181 45H179V44ZM188 43V44H187ZM205 43V44H206ZM220 43V44H219ZM229 43V44H228ZM56 44L58 45V46H56ZM85 44V45H84ZM102 44H104V47L102 46ZM137 44V45H136ZM140 44V45H139ZM145 44V45H144ZM157 44V45H156ZM161 44V45H160ZM175 44V45H174ZM221 46H219V45ZM232 44H234V46H232ZM3 45H4V47H5V49H4V47H3ZM114 47H113V46ZM135 45V46H134ZM149 45H151V46H149ZM168 45V46H167ZM171 45V46H170ZM179 45V46H178ZM214 45H215V47H214ZM216 45H218V46H216ZM83 46V47H82ZM84 46H86V47H84ZM91 47V49H90V47ZM107 46V47H106ZM130 46V47H129ZM137 46H138V49H137ZM146 46V47H145ZM152 46L154 47V48H152ZM158 46V47H157ZM187 46V47H186ZM223 46H227L226 47V50L227 51H225L224 49H225V47H223ZM230 46H232V47H230ZM35 47V48H34ZM37 47V48H36ZM92 47H93V49H92ZM101 47V48H100ZM143 47H145V48H143ZM149 47V48H148ZM160 47V48H159ZM182 47H184V48H182ZM189 47H191V48H189ZM216 47H217V49H216ZM220 48V51H219V48ZM236 47H237V49H236ZM242 47V48H241ZM55 50H54V49ZM61 48V49H60ZM82 48V49H81ZM98 48H100L99 50H101V51H99V50H97ZM103 48V49H102ZM105 48V49H104ZM109 48L111 49V50H109ZM143 48V49H142ZM150 48H152V49H150ZM188 48V49H187ZM213 48V49H212ZM231 48V49H230ZM244 48V49H243ZM24 49V50H23ZM49 49V50H48ZM88 49V50H87ZM96 49V50H95ZM140 49V50H139ZM145 49H146V51H145ZM160 49V50H159ZM181 49V50H180ZM210 49H212V50H210ZM222 49H223V51H222ZM23 50V51H22ZM63 50V51H62ZM83 50V51H82ZM94 50V51H93ZM129 50H131V51H129ZM152 50V51H151ZM174 50H177V51H174ZM229 50H231V51H229ZM238 50H239V53L237 54V52H238ZM242 52H244V53H242ZM252 50V51H251ZM6 51V52H5ZM37 51H39L38 53H37ZM60 51H61V53H60ZM82 51V52H81ZM88 51V53L86 54V52ZM91 51H93V52H91ZM97 51V52H96ZM110 51V52H109ZM147 51H149V52H147ZM159 51V52H158ZM170 51H171V53H170ZM214 52V53H211V52ZM217 51H219L218 53H217ZM222 51V52H221ZM228 51H229V56H228ZM250 51V52H249ZM3 52H5L4 53V55H3ZM34 52H35V55L36 54H38L37 56H34L33 54H34ZM51 52V53H50ZM75 52V51H74ZM107 52V53H106ZM136 52V53H135ZM141 52V53H140ZM157 52V53H156ZM175 52V53H174ZM177 52V53H176ZM180 52V53H179ZM185 52V53H184ZM231 52V53H230ZM233 52V53H232ZM22 53V54H21ZM44 53H46V54H44ZM53 53H55L54 55H53ZM58 53V54H57ZM65 53V54H64ZM72 53V54H71ZM81 53V54H80ZM100 53V54H99ZM135 53V54H134ZM151 53H152V55L155 57H152L151 56ZM161 53V54H160ZM206 53H208V54H206ZM210 53V54H209ZM241 53V54H240ZM64 54V55H63ZM77 54H79L78 56H77ZM83 54V55H82ZM93 54V55H92ZM142 54V56H140ZM155 54H156V56H155ZM164 54V55H163ZM169 54V55H168ZM220 54V55H219ZM222 54H224V55H226L225 57H224V55H222ZM232 54V55H231ZM233 54H235V55H233ZM244 54V55H243ZM248 56H247V55ZM251 54V55H250ZM49 55H52L51 56V58H47V60H45L46 59V57H50ZM56 55V56H55ZM61 57L60 55H62V57H61V59L58 57ZM67 55V56H66ZM71 55V56H70ZM75 57H74V56ZM88 55V56H87ZM90 55V56H89ZM95 55V56H94ZM99 55V56H98ZM107 55V56H106ZM129 55H131V56H129ZM132 55H134V56H132ZM159 55H160V57H159ZM166 55H168V56H166ZM200 55V56H199ZM203 55H205V56H203ZM253 55V58L254 59H252V56ZM9 56V57H8ZM29 56H31V57H29ZM44 57L45 59H44V61H42V64H41V62H39V57ZM46 56V57H45ZM64 56V57H63ZM82 56V57H81ZM92 56V57H91ZM163 56H165V57H163ZM207 56H209V57H207ZM236 56V57H235ZM238 56V57H237ZM241 56V57H240ZM243 56V57H242ZM258 58H257V57ZM261 56V57H260ZM2 57V58H1ZM38 57V58H37ZM86 57V58H85ZM88 57V58H87ZM101 57V58H100ZM104 57V58H103ZM130 57H134L133 58V60H132V58H130ZM143 57V58H142ZM157 57H159V58H157ZM190 57V58H189ZM192 57V58H191ZM194 57V58H193ZM198 57V58H197ZM211 57V58H210ZM224 57V58H223ZM241 59H240V58ZM247 57V58H246ZM251 57V58H250ZM37 58V59H36ZM55 58V59H54ZM138 58V59H137ZM146 58V59H145ZM172 58V59H171ZM210 58V59H209ZM219 58V60H216V59H218ZM222 58V59H221ZM227 58V59H226ZM230 58V59H229ZM256 58V59H255ZM35 59L37 60V61H35ZM77 59V60H76ZM90 59V60H89ZM95 59V60H94ZM130 59V60H129ZM135 59V60H134ZM150 59V60H149ZM156 61H155V60ZM195 59H202L203 60V62H202V64H201V62H200V65H199V63H197V62H194L195 61ZM205 59V60H204ZM224 59V60H223ZM237 59V60H236ZM263 59V60H262ZM11 60V61H10ZM50 60V61H49ZM57 60V61H56ZM67 60V61H66ZM73 61V62H71V61ZM76 60V61H75ZM81 60V61H80ZM87 60V61H86ZM145 60V61H144ZM149 62H148V61ZM167 60V61H166ZM229 60H233L234 61V67L233 66H231L230 67V65L232 64V61H229ZM238 60H241V61H239L238 62ZM246 61L245 63L246 64H244V62L243 61ZM262 60V62H259V61H261ZM63 61V63H61ZM66 61V62H65ZM75 61V62H74ZM78 61V64L76 63ZM83 61V62H82ZM85 61V62H84ZM93 61V62H92ZM96 61V62H97ZM129 61H134L133 63L132 62H130L129 63ZM137 61V62H136ZM141 61H144V62H141ZM153 61H155L154 63H153ZM157 61H159V62H157ZM165 61V62H164ZM170 61V62H169ZM209 61H211V62H209ZM217 61V62H216ZM238 63H237V62ZM258 61V62H257ZM10 62H12V63H10ZM38 62L40 63V64H38ZM47 62V63H46ZM70 62V63H69ZM88 64H87V63ZM164 62V63H163ZM169 64H168V63ZM218 62H220V63H218ZM251 62V63H250ZM54 63H56V64H54ZM69 63V64H68ZM138 63V64H137ZM148 63V64H147ZM162 63V64H161ZM195 63H197V64H195ZM213 63V64H212ZM236 63V64H235ZM240 63H242V64H240ZM249 63V64H248ZM7 64H9V65H7ZM32 64H34V65H36V67L35 66H33ZM45 66H44V65ZM71 64V65H70ZM194 64V65H193ZM208 64V65H207ZM211 64H212V66H211ZM238 64V65H237ZM251 64V65H250ZM254 64V65H253ZM25 65H28V67L30 68V69H26L25 67H27V66H25ZM32 66V67H30V66ZM39 65V66H38ZM69 65V66H68ZM74 65V66H73ZM148 65H150V66H148ZM159 65H160V67H159ZM165 65H167V66H165ZM218 65H220V66H218ZM226 65V66H225ZM25 66V67H24ZM62 66H64V67H62ZM71 66V67H70ZM76 66V67H75ZM159 67V69L158 68H156V67ZM163 66V67H162ZM165 66V67H164ZM200 66V67H199ZM225 66V67H224ZM252 66V67H251ZM258 67V68H254V67ZM263 66V67H262ZM27 67V68H28ZM35 67V68H34ZM40 69H39V68ZM67 67H68V69H67ZM166 67H168V68H166ZM214 67V69H212V68ZM229 67H230V69H229ZM251 67V68H250ZM259 67H260V69H259ZM165 69V70H163V69ZM175 68V69H174ZM190 68H191V70H190ZM195 68V69H194ZM198 70H197V69ZM201 68V69H200ZM206 68V69H205ZM220 68V69H219ZM221 68H222V70H221ZM226 68H227V70L229 71H227L226 70ZM234 68V69H233ZM237 68H239V70L237 69ZM242 68V69H241ZM249 70H248V69ZM36 69H38V70H36ZM86 69V70H87ZM162 69V70H161ZM186 69H188V70H186ZM232 69V70H231ZM21 70H26V71H22L21 72ZM170 70V71H169ZM174 70H175V72H174ZM194 70V71H193ZM203 70V71H202ZM208 70V71H207ZM211 70V71H210ZM213 70V71H212ZM215 70V71H214ZM234 70H236L235 72H234ZM237 70L239 71L238 73H237ZM255 70H256V73H255ZM257 70H259V71H257ZM111 71H112V73L114 74V71L112 70V69H106L102 74H99V75H97V76H91V75H87L86 74V76H84L83 78H85L86 77V80L84 81L85 83H87V84H94L93 86H95V87H92L93 88V91H94V88H97V94H100L101 96L102 95H106V92H107V89H111V88H113L115 85H116V83H117V81H116V79H115V77H114V75L111 73ZM164 71V72H163ZM172 71V72H171ZM197 71V72H196ZM207 71V72H206ZM223 71V72H222ZM226 71V72H225ZM232 71V73H230ZM241 71H244L245 72V75H244V73H242ZM249 73H248V72ZM23 72H25L24 74H23ZM109 72V73H108ZM163 72V73H162ZM185 72V73H184ZM209 72V73H208ZM222 72V73H221ZM228 72V73H227ZM247 72V73H246ZM252 72V73H251ZM254 72V73H253ZM20 73H22L21 74V76L19 77V76H17V75H20ZM105 73V74H104ZM108 73V74H107ZM191 73V74H190ZM193 73V74H192ZM203 73V74H202ZM206 73V74H205ZM207 73H208V76H207ZM219 73H221V74H219ZM224 73V74H223ZM28 74V75H27ZM197 74H199V76L197 75ZM213 74V75H212ZM228 74V75H227ZM235 74V75H234ZM257 74V75H256ZM30 75V76H29ZM108 75V76H107ZM169 75V76H170ZM187 75H191L190 77L188 76L187 77ZM200 75L201 76H203V77H200ZM205 75V76H204ZM220 77H219V76ZM230 75V76H229ZM242 75V76H241ZM252 75H254V76H252ZM48 76H50L49 74H47L46 76L45 75H40V76H38V78L39 79H44V78H48ZM106 76V77H105ZM111 76V77H110ZM185 76H186V78H185ZM194 76V77H193ZM218 78H217V77ZM239 76V77H238ZM256 76H258V77H256ZM17 77V78H16ZM103 77V79L101 80V78ZM198 77V78H197ZM205 77V78H204ZM206 77H207V79H206ZM208 77H209V79H208ZM213 77H215V78H213ZM225 77V78H224ZM244 77V78H243ZM253 77V78H252ZM262 79H261V78ZM18 78H20V79H18ZM110 78V79H109ZM192 78H194V79H192ZM196 78V79H195ZM211 78V79H210ZM239 78L241 79L240 81H238L239 80ZM256 80H255V79ZM258 78V79H257ZM74 79H75V76H74ZM113 79H115V80H113ZM204 79V80H203ZM244 79V80H243ZM91 80H92V82H91ZM101 81H103L104 82V84L103 85H100V82ZM106 80H108V81H106ZM195 80H197V81H195ZM210 80V81H209ZM232 80V81H231ZM254 80V81H253ZM260 80L262 81L261 83H263V84H261V83H259L260 82ZM88 81V82H87ZM94 81V82H93ZM97 81V82H96ZM112 81V82H111ZM207 81H209V82H207ZM219 81H222V82H219ZM9 83V85H8V83ZM99 82V84L98 85H100V86H98L97 85V83ZM111 82V83H110ZM209 83L207 86H206V84L207 83ZM229 82H230V84H231V82L233 83V84H229ZM237 82V83H236ZM256 82H258V85L257 84H255ZM20 83V84H19ZM107 83V84H106ZM110 83V84H109ZM206 83V84H205ZM219 83H221L222 84V86H221V84H219ZM225 83V84H224ZM234 83H235V85H234ZM115 84V85H114ZM200 84V85H199ZM204 84V85H203ZM224 84V85H223ZM249 84H253V87H254V90H253V88H250V87H252L251 85L250 86H248ZM261 84V85H260ZM107 85V86H106ZM203 87H202V86ZM215 85V86H214ZM225 85L227 86V85H229V88H227L226 89V87H225ZM246 85V86H245ZM256 85V86H255ZM201 86V87H200ZM210 86V88H207V87H209ZM231 86V87H230ZM238 86H240V87H238ZM259 86V87H258ZM106 87V88H105ZM213 87H214V90H213ZM220 89H219V88ZM228 87V86H227ZM243 87V88H242ZM248 87H249V89H248ZM256 87V88H255ZM258 87V88H257ZM261 87H262V90H261ZM18 88V89H19ZM91 88V89H92ZM100 88V89H99ZM102 88H104V89H102ZM206 88V89H209V90H206L205 89V91H204V89ZM232 88V89H231ZM235 88H237V89H235ZM203 89V90H202ZM225 90V91H223V92H221L220 94H219V96L216 94V92H215V90ZM240 91H239V90ZM242 89H243V91H242ZM248 89V90H247ZM6 90H8V91H6ZM10 90V91H9ZM13 90V91H12ZM213 90V91H212ZM228 90V91H227ZM236 92H235V91ZM259 90H261V91H263V93L262 94H260V95H257L256 96V93L259 91ZM6 91V92H5ZM229 91H230V93H229ZM242 91V92H241ZM251 91H253V93H251ZM105 92V93H104ZM239 92V93H238ZM251 94H250V93ZM225 93H227L226 95H225ZM234 93V95L232 96V94ZM246 93H249L250 95L248 96ZM244 94H246V95H244ZM214 95V97H212ZM239 95V96H238ZM53 96L54 95H50L47 99H45V101H43V102H47V101H49V99H52L53 98ZM237 96V97H236ZM240 96L241 97H243L244 96V98H240ZM218 97V98H217ZM224 99H223V98ZM231 97H232V100H231ZM250 99H249V98ZM5 98V99H4ZM214 98V99H213ZM258 98V99H257ZM227 101H233V102H235V103H238L235 107L233 106V105H230V104H224L223 102H227ZM257 99V100H256ZM13 100H15V101H13ZM218 100V101H217ZM242 100V102H240ZM244 100V101H243ZM260 100V102H261V104H259L258 106H255L254 105V103L256 102V101H259ZM4 101V102H3ZM148 101V100H147ZM187 101V102H186ZM213 101H217L216 103L214 102L213 103ZM222 101V102H221ZM238 101V102H237ZM247 103H246V102ZM254 101V102H253ZM182 102V103H181ZM222 104H221V103ZM252 102V104L248 107V103L250 104ZM5 103V104H4ZM184 103V104H183ZM192 103V104H191ZM191 103L189 104V105H194V103H195V101L194 100H192L191 101ZM217 103H219V104H217ZM181 105V106H180ZM224 105V106H223ZM180 107V108H179ZM214 107V108H213ZM221 107H225V108H222V109H220ZM227 107V108H226ZM230 107H234L233 109L232 108H230ZM250 107H252V108H250ZM260 107H262L261 109H259ZM114 109H112V111H110V113L112 114V113H115L116 112V110H117V106H114L113 107ZM212 108H213V110H212ZM231 109V111H233V112H231L230 111V109ZM241 108V109H240ZM219 111H218V110ZM226 109V110H225ZM237 109V110H236ZM242 109H243V111L244 112H242ZM255 109H257V110H255ZM178 110H179V112H178ZM222 110V111H221ZM254 110V114L253 113H251V114H249V112H252ZM185 111V112H184ZM221 111V112H220ZM236 111V112H235ZM238 111V112H237ZM209 112V113H208ZM215 112H217V113H215ZM227 112H229L228 114H227ZM239 112H241L240 114H239ZM247 112V113H246ZM255 112H257V114L255 113ZM258 112H259V114H258ZM185 113V114H184ZM194 113V114H193ZM220 113V114H219ZM231 113H233V115L231 114ZM135 114V117H134V121H135V123H137L139 120H141L142 118H143V116H138V115H136L137 114V112H135L134 113ZM164 115L166 114V113H163ZM182 114V115H181ZM189 114H191V115H189ZM193 114V115H192ZM214 114H216L215 116H214ZM222 114V115H221ZM238 114V116H236ZM184 115V116H183ZM203 115V116H202ZM229 117H228V116ZM246 115V116H245ZM186 116V117H185ZM199 116H200V118H199ZM219 116V117H218ZM239 116H240V119H239ZM203 117V118H202ZM210 119H209V118ZM226 117V118H225ZM235 117V118H234ZM248 118V120H247V118ZM185 118L186 119H191V120H185ZM196 118V119H195ZM198 118V119H197ZM206 118V119H205ZM207 118H208V120H207ZM217 120H216V119ZM225 118V119H224ZM233 118V119H232ZM237 118L239 119L238 121H237ZM243 118H246L245 120L247 121H245ZM195 120V122H198L199 124L198 125H194V126H190V121H192V120ZM202 119V120H201ZM224 119V120H223ZM228 119V120H227ZM207 120V121H206ZM214 120V121H213ZM216 120V121H215ZM233 121V124H232V121ZM242 120H244L243 121V123H242ZM185 121V122H184ZM204 121H206V122H204ZM209 121V122H208ZM219 121V122H218ZM223 121V122H222ZM230 121V122H229ZM263 121V122H262ZM181 122H182V124H181ZM211 122V123H210ZM218 122V123H217ZM220 122H222L223 124H226V126L224 127L223 126V124H221ZM183 123H185V124H187V125H185V124H183ZM189 123V124H188ZM206 123V124H205ZM215 123V124H214ZM240 123H242V125H240ZM260 123H258V124H256V125H253L252 126V138H254L255 139V149H256V151H258V153L259 154H262V155H264V138H261V135H264V131H263V125H264V123L262 124V126H261V124ZM205 126H204V125ZM210 124V125H209ZM212 124V125H211ZM228 124H230L229 126H228ZM232 124V125H231ZM250 125H251V123H249ZM260 124V125H259ZM182 125H184V126H182ZM215 127H214V126ZM220 125V126H219ZM237 127H236V126ZM238 125H240V126H238ZM53 128H56L57 130H60L61 128H62V125L61 124H55L54 126L53 125H51ZM50 126V128H52ZM59 126V127H58ZM202 126V127H201ZM222 126V127H221ZM235 126V127H234ZM257 127V128H253V127ZM209 127V128H208ZM232 127V128H231ZM246 127V129L245 130H243L244 128ZM263 129H262V128ZM59 128V129H58ZM192 128V129H191ZM197 130H199V132L198 133H196V129ZM200 128V129H199ZM217 128V129H216ZM226 128V129H225ZM231 128V129H230ZM258 128H259V130H258ZM231 131H230V130ZM236 129V130H235ZM189 130H191V131H189ZM195 130V131H194ZM210 130V131H209ZM213 130V131H212ZM216 130V131H215ZM219 132H218V131ZM221 130V131H220ZM223 130H224V132H223ZM243 130V131H242ZM213 132V134H212V132ZM228 131V132H227ZM236 131V132H235ZM173 132V131H172ZM192 132V133H191ZM214 132H217V133H215L214 134ZM255 132V133H254ZM206 133V134H205ZM209 133H211V135L209 134ZM259 133V134H258ZM210 136H209V135ZM254 134V135H253ZM255 134H258V135H255ZM195 135H199V138L196 136L195 137V139H194V136ZM250 135V134H249ZM260 135V136H259ZM201 136V137H200ZM202 136H204V137H206L207 138V136H208V138L206 139V138H204L203 137V139H202ZM255 136H256V138H255ZM231 137H233V136H231ZM191 138L192 139H194V141H191ZM233 138H235V137H233ZM252 138H251V141L253 142V140H252ZM198 139V140H197ZM230 139H232V138H230ZM229 139V140H230ZM199 140H201V141H199ZM205 140H208V141H210V142H207V141H205ZM235 140H236V138H235ZM191 141V142H190ZM203 141V142H202ZM231 141H233V143L235 144V141H234V139L233 140H231ZM248 141H250V139L248 140ZM247 141V142H248ZM187 142V143H186ZM188 142L190 143V145H191V143L193 144V145H195V146H192V147H187L188 146ZM195 142V143H194ZM197 142H199V143H197ZM253 142V143H254ZM202 143V144H201ZM208 143V144H207ZM243 142H240V143H238V145L240 146H236V147H234V148H232V150L230 149V148H228V146H227V144L225 143V142H222V143H219L218 145H212V147H210V149L209 150H211L212 148L214 149H219L220 147H221V145H222V147L219 149V150H215L214 149V151H216L218 154V156H213V158H211L210 160H206V159H209V158H204V161H210V167H205V168H202V169H205V170H202L201 168L199 169V170H197L196 172H194V174H200V173H202L201 175H203L204 177H206V178H208L209 176H211V174H215V175H219V177H218V181L221 183V182H223L222 180L224 179V180H231V179H234V180H237V182H239V181H241L242 182V184H244V183H246L245 185H249V183L246 181L247 179V177L245 176V173H244V168L242 167V165H241V167H240V163H238V162H236V163H234L233 164V171L232 170H230V171H228V173H227V175H231V176H228V179L226 178L225 179V169H224V167H223V165L226 163L225 161H227L228 159H229V157L231 158V157H233V155L235 154L236 155V153L238 152V153H240V152H246V145L244 144V143H246V142H244L243 144H242ZM261 143H263L262 145H261ZM224 144V145H223ZM247 144V143H246ZM186 145V146H185ZM199 145H200V147H199ZM226 145V146H225ZM185 147L184 149L182 148V147ZM202 146V147H201ZM244 146V147H243ZM258 146H259V149H258ZM195 147V148H194ZM190 148V149H189ZM194 148V149H193ZM227 148V149H226ZM187 149V150H186ZM238 150V151H236V153H234L235 152V150ZM260 149H263V150H260ZM226 150H227V152H226ZM242 150V151H241ZM245 150V151H244ZM212 151V150H211ZM222 151V152H221ZM233 152V153H231L230 154V152ZM195 152V153H194ZM220 154V155H219ZM224 154V155H223ZM227 154H230V155H228L229 157H227ZM221 155H223V156H221ZM192 156V157H191ZM221 157H222V159H221ZM247 157H248V161L250 162L249 164H250V166L248 167L250 170H252L254 173L256 172V174H257V176H264V174L262 173V174H258V169L259 168H262L263 170H264V162L263 163H261V164H259L254 158V160H255V162H253L254 160L252 159V157H250L249 155H247ZM217 158H219V159H217ZM227 158V159H226ZM250 158V159H249ZM187 159V160H188ZM217 159V160H216ZM220 159H221V161H220ZM191 160V161H192ZM214 161H216V162H214ZM212 163H214V164H212ZM219 163V164H218ZM220 163H222V164H220ZM255 163V164H254ZM238 164V165H237ZM248 164V165H249ZM258 164V165H257ZM218 165V166H217ZM220 165V166H219ZM237 166V167H236ZM257 166V167H256ZM215 167H217V169L215 170L214 168ZM235 167V168H234ZM210 168V169H209ZM213 168V169H212ZM222 168V169H221ZM256 168V169H255ZM211 170V171H210ZM243 170V171H242ZM204 171V172H203ZM206 171H207V173H206ZM213 171V173H211L210 174V172H212ZM216 171V172H215ZM237 171L240 173H238L237 174ZM200 172V173H199ZM230 172V173H229ZM233 172H234V174H235V172H236V175H234L233 174ZM218 173H220V174H218ZM242 173V174H241ZM244 173V174H243ZM192 174V173H191ZM187 174V176H186V174H185V176H184V174H180V177L178 178L179 180H177V184L178 185H180L182 188H183V191L186 193H188L189 194V197L190 196H198V194L200 195L201 193H203V191H205V189H210L211 187H212V184L211 183H204V186H203V184H201L202 186H200V184H199V182L196 180H194V174ZM207 174V175H206ZM223 174H224V176H223ZM222 175V176H221ZM181 176L182 177H184V178H181ZM190 176V177H189ZM192 176V177H191ZM239 176V177H238ZM249 176V175H248ZM251 176H253V175H251ZM189 177V178H188ZM231 177V178H230ZM236 177V178H235ZM241 177V178H240ZM243 177H246V178H243ZM187 178V179H186ZM220 178V179H219ZM222 178V179H221ZM240 178V179H239ZM181 180V182L179 183V181ZM182 180H184V181H187V182H182ZM190 181V182H189ZM195 181V182H194ZM187 183V184H186ZM190 183V184H189ZM199 184V185H198ZM260 184H262V185H264V183H260ZM183 185V186H182ZM191 185V186H190ZM197 186V187H196ZM200 186V187H199ZM206 186V187H205ZM193 189H192V188ZM197 191H196V190ZM259 189H260V187H259ZM196 191V192H195ZM201 192V193H200ZM198 193V194H197ZM163 194H165L164 196H162ZM160 193V197L161 198H163L164 200H168L171 196H170V193ZM169 194V195H168ZM210 194V193H209ZM245 194H246V196H245ZM245 194H243L244 196H243V199L245 200V202L247 201V200H250L251 198H252V196H253V192H246ZM250 194V195H249ZM214 194L213 193H211V196H213ZM247 195H249L248 197H247ZM167 196H169V198L167 197ZM248 198V199H247ZM216 199V200H215ZM218 200H220V197H218V199L217 198H214L213 200H210V201H208L205 205H203V204H197L195 207H196V209L198 210V211H201V212H203V213H205V214H209V211L210 212H212L213 211V209H215V208H217L214 212H212V213H210L211 214V217H212V219H216L217 217L216 216H218L217 214H219L220 212H223V211H225L226 213H228V214H230V212L228 211V210H232L233 209V205H229V206H221V207H218L219 205V203H220V201H218ZM212 202V203H211ZM248 203H249V201H247ZM211 203V204H210ZM210 204V205H209ZM214 206H213V205ZM216 205H218V206H216ZM252 205V204H251ZM203 206L204 207H206V208H203ZM226 209H225V208ZM253 207V208H252ZM252 207L250 206V209L253 211V209H254V205H252ZM212 208V209H211ZM224 208V209H223ZM202 209V210H201ZM219 210V211H218ZM213 216H214V218H213ZM233 216V215H232ZM234 219H236V218H234ZM233 219V220H234ZM238 227V225L237 224H235V225H232V226H228V227H224V228H222L221 229V231L224 233H228L229 231H230V229L232 230L234 227ZM234 235V234H233ZM233 235L232 236H228L227 238H228V240H230V238H231V240L233 239ZM226 238V239H227ZM225 241H227V240H225Z\"/></svg>",
  "mask_w": 264,
  "mask_h": 264
},
{
  "label": "snow or ice",
  "instance_id": "obj_3",
  "mask_svg": "<svg viewBox=\"0 0 264 264\" xmlns=\"http://www.w3.org/2000/svg\"><path fill=\"white\" fill-rule=\"evenodd\" d=\"M146 226L154 229H162L163 227L156 221V217L154 215L148 217V224ZM239 238V235L235 236L232 240L225 241L220 245V250L215 253V255L220 258L215 262V264H245V262H241L234 258V245L239 240ZM198 241L199 236H191L180 241V247H176L177 241H172L171 245L167 249L169 254V264H207L205 257L197 259L195 256H193L191 259H184L188 252L194 249ZM161 264H164V262L162 261ZM248 264H251V262H248Z\"/></svg>",
  "mask_w": 264,
  "mask_h": 264
}]
</instances>
